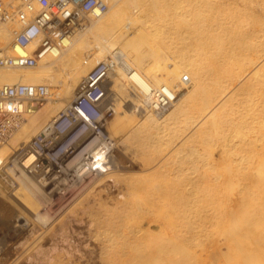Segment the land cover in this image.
I'll return each instance as SVG.
<instances>
[{"label": "bare ground", "instance_id": "bare-ground-1", "mask_svg": "<svg viewBox=\"0 0 264 264\" xmlns=\"http://www.w3.org/2000/svg\"><path fill=\"white\" fill-rule=\"evenodd\" d=\"M104 1L35 67L0 66L56 97L0 147V264H264V0ZM0 49L25 53L6 26Z\"/></svg>", "mask_w": 264, "mask_h": 264}, {"label": "built area", "instance_id": "built-area-1", "mask_svg": "<svg viewBox=\"0 0 264 264\" xmlns=\"http://www.w3.org/2000/svg\"><path fill=\"white\" fill-rule=\"evenodd\" d=\"M107 7L104 0H0V26L9 28L11 43L25 52L18 54L0 49V66L35 67L44 54L61 45L59 41L87 21L103 15ZM109 67L110 62L104 61L87 74L85 82L89 88L74 103V110L86 122H93L99 115L97 104L103 91L98 82ZM51 95L43 85L15 83L0 87V147L17 129L23 104L43 101ZM55 126L57 130H62L66 123L59 120ZM31 145L41 150L36 141ZM21 153L19 150L14 156Z\"/></svg>", "mask_w": 264, "mask_h": 264}, {"label": "rangeland", "instance_id": "rangeland-1", "mask_svg": "<svg viewBox=\"0 0 264 264\" xmlns=\"http://www.w3.org/2000/svg\"><path fill=\"white\" fill-rule=\"evenodd\" d=\"M51 99H52V100H51ZM51 99L48 98L47 100L33 102V104H34V109H35L36 114H37L38 116H44V115L47 113V111H48V109L50 108V106H54V105H56V97H53V98H51ZM48 100H49V102H48ZM49 105H50V106H49ZM59 120H63V121H65V123H67V121H66L64 118H59V119H57V121L54 123L53 126H55V124H56ZM64 128H65V127H64ZM64 128H63L62 130H57V131H59V132L64 131ZM77 128H78V126H77ZM77 128L69 130V131L66 133L64 139H66V137L69 138L70 136H72V135H74V134H78V133H76ZM17 131H18V128H17L12 134L16 133ZM64 139L62 140V142L64 141ZM92 139H93L92 134H88V135L85 137V140H83L82 143L80 144V145H81L80 147H81V148L84 147V143L86 144L87 142L92 141ZM33 141H36V139H33ZM33 141H32V142H33ZM36 142H37L38 144H40L38 141H36ZM62 142H59V144H58V146H57V150H59V149L61 148ZM51 154H52V152H51Z\"/></svg>", "mask_w": 264, "mask_h": 264}]
</instances>
